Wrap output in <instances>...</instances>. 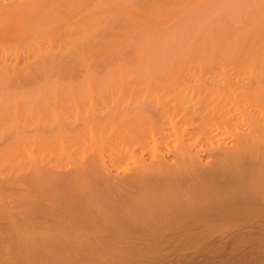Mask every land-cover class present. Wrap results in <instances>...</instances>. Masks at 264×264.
<instances>
[{
	"label": "bare ground",
	"instance_id": "obj_1",
	"mask_svg": "<svg viewBox=\"0 0 264 264\" xmlns=\"http://www.w3.org/2000/svg\"><path fill=\"white\" fill-rule=\"evenodd\" d=\"M262 239L264 0H0V264Z\"/></svg>",
	"mask_w": 264,
	"mask_h": 264
},
{
	"label": "rangeland",
	"instance_id": "obj_2",
	"mask_svg": "<svg viewBox=\"0 0 264 264\" xmlns=\"http://www.w3.org/2000/svg\"><path fill=\"white\" fill-rule=\"evenodd\" d=\"M20 189H21V188H16V190H15V189H14V190H10L9 192H11V193L13 192L12 194H15V196L13 195L14 197H16L17 194L20 195L21 193L24 194V193L26 192V190H24L23 188H22L21 190H20ZM14 191H15V192H14ZM18 191H21V192L18 193ZM22 191H23V192H22ZM16 192H17V193H16ZM255 235H256V234H255ZM258 236H259V235H258ZM258 236H257V237H258ZM257 237H256V238H257ZM260 237H262V236H260ZM254 238H255V237H254ZM254 238H253V239H250V240H251V241H252V240H258V239H254ZM259 239H260V238H259ZM260 241H261V242H264V239H262V240H260ZM253 242H257V241H253ZM158 252H159V251H158ZM158 252H157V253H158ZM160 252H161V251H160ZM160 252H159V253H160ZM163 252H164V253H165V252H170V249L167 250V251H163ZM163 252H162V253H163ZM178 252H179V251H178ZM178 252H177V253H178ZM182 252H183V251H181V253H182ZM188 252H189V251L185 252V253H186L185 255H186L187 257L190 256V255H189L190 253L188 254ZM203 252H204V251H203ZM162 253H161V254H162ZM164 253H163V254H164ZM172 253H173V251L171 250V253H169V254H172ZM177 253H175V255H177ZM181 253L179 252V254H181ZM210 253H211V252H210ZM210 253L208 254V253L205 252V253H200V254H198V256H199L198 259L201 260V263L206 264V263H205L206 258H209V257H210V258H213V259H216V258H217L216 260H218V259H220V257L222 256V255L219 256V254H216V253H215V254H214V253L210 254ZM161 254H159V255L156 254V255H157L156 257H159V258H157V259H160V258H161V257H160ZM163 254H162V255H163ZM165 254H166V257H167L168 254H167V253H165ZM173 254H174V253H173ZM173 254H172V256L175 257ZM183 254H184V252H183ZM183 254H181V255H183ZM137 255H138V254H137ZM145 255H146V257L149 256L150 260L152 259V257L154 258V256H153L154 254H150V255H149L148 253H146ZM181 255H180V256L178 255V256L181 257ZM185 255H184V256H185ZM204 255H205V256H204ZM208 255H209V256H208ZM210 255H211L212 257H211ZM213 255H214V256H213ZM139 256H140V255H139ZM139 256H138V257H139ZM150 256H152V257H150ZM164 256H165V255H164ZM184 256H183V257H184ZM186 256H185V257H186ZM206 256H208V257H206ZM218 256H219V258H218ZM223 256H225L224 258H227L229 255H228V256H227V255H223ZM226 256H227V257H226ZM231 256H232V255H231ZM143 257H144L145 260H147V259L145 258L144 255H143ZM143 257H142V258H143ZM156 257H155V258H156ZM162 257H163V256H162ZM170 257H171V256H170ZM170 257H169V258H170ZM173 257H172V258H173ZM205 257H206V258H205ZM245 257H246L247 259H248V258H249V259L246 260V262H245V263H242V264H264V255H263V254L253 253V254H247V255H245ZM142 258H141V259H142ZM155 258H154V259H155ZM177 259H178V257H177ZM180 259H182V258H180ZM142 260H143V259H142ZM150 260H149V261H150ZM155 260H156V259H155ZM161 260H165V259H164V258H163V259L161 258ZM167 260H170V259H167ZM237 261H238V260H237ZM237 261H236V262H237ZM150 262H151V261H150ZM238 262H239V261H238ZM238 262H237V263H238ZM162 263H163V262H162ZM162 263L160 262V264H162ZM141 264H142V263H141ZM145 264H147V263H145ZM148 264H149V263H148ZM238 264H239V263H238Z\"/></svg>",
	"mask_w": 264,
	"mask_h": 264
}]
</instances>
